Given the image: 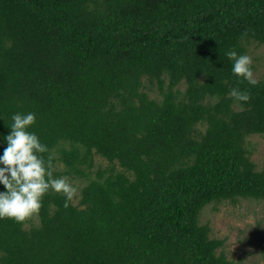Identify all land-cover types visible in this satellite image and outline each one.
I'll return each instance as SVG.
<instances>
[{"label": "trees", "instance_id": "obj_1", "mask_svg": "<svg viewBox=\"0 0 264 264\" xmlns=\"http://www.w3.org/2000/svg\"><path fill=\"white\" fill-rule=\"evenodd\" d=\"M254 47L264 0H0V151L32 111L53 176L85 182L0 217V264H235L201 214L264 201V77L225 55Z\"/></svg>", "mask_w": 264, "mask_h": 264}, {"label": "clouds", "instance_id": "obj_2", "mask_svg": "<svg viewBox=\"0 0 264 264\" xmlns=\"http://www.w3.org/2000/svg\"><path fill=\"white\" fill-rule=\"evenodd\" d=\"M232 60L231 71L242 76L250 84L257 81L253 78L251 57L244 52L237 53L234 49L226 50ZM230 94L237 100L249 98L247 89L232 87ZM36 118L32 111L13 112L10 131L3 134L6 141L0 151V217H9L23 221L38 211L43 195L49 190L61 193L65 206L73 198L76 188L64 176H53L52 161L45 159L41 153L46 152L47 145L39 139L34 131H29Z\"/></svg>", "mask_w": 264, "mask_h": 264}, {"label": "rangeland", "instance_id": "obj_3", "mask_svg": "<svg viewBox=\"0 0 264 264\" xmlns=\"http://www.w3.org/2000/svg\"><path fill=\"white\" fill-rule=\"evenodd\" d=\"M249 56L252 59L253 78L264 77V48L254 47ZM250 150L257 167H262L264 135L250 138ZM98 162L107 164L105 161ZM56 166L63 170L61 165ZM66 179L76 188L73 200L77 203L80 186L85 182L80 179ZM201 221L208 222L214 237L224 239L222 249L235 264H264V201L241 199L236 204H210L204 208Z\"/></svg>", "mask_w": 264, "mask_h": 264}]
</instances>
